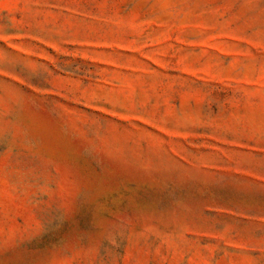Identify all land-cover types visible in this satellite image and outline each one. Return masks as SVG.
Returning <instances> with one entry per match:
<instances>
[{"label": "rangeland", "instance_id": "1", "mask_svg": "<svg viewBox=\"0 0 264 264\" xmlns=\"http://www.w3.org/2000/svg\"><path fill=\"white\" fill-rule=\"evenodd\" d=\"M0 264H264V0H0Z\"/></svg>", "mask_w": 264, "mask_h": 264}]
</instances>
